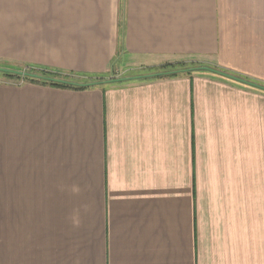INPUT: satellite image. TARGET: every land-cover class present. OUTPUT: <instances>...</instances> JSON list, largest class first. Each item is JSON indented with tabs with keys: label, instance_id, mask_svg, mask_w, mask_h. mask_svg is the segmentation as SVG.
<instances>
[{
	"label": "crops",
	"instance_id": "obj_1",
	"mask_svg": "<svg viewBox=\"0 0 264 264\" xmlns=\"http://www.w3.org/2000/svg\"><path fill=\"white\" fill-rule=\"evenodd\" d=\"M0 68L133 74L1 77L0 264H264V0H0Z\"/></svg>",
	"mask_w": 264,
	"mask_h": 264
},
{
	"label": "trees",
	"instance_id": "obj_2",
	"mask_svg": "<svg viewBox=\"0 0 264 264\" xmlns=\"http://www.w3.org/2000/svg\"><path fill=\"white\" fill-rule=\"evenodd\" d=\"M158 68L159 71L154 73L153 75L154 77H162L165 75L172 76V75H177L181 72L189 73L195 70L213 71L222 75L232 76L233 78L239 80H241L242 77L237 74H232L218 67L215 68L201 64L196 60H188V61L181 60L174 63L168 62L166 64H162ZM175 70H180L181 72L180 71L176 72ZM132 76L133 75L121 76V77H108L105 75H97L91 77L77 78V77H70L68 75H60L57 72L44 68L42 69L35 68V69H26V70H17V71L0 68V77L12 79L15 81H20V80L29 81V82L40 83L53 87L67 88V89H85L103 82H109V83L121 82L125 80H131ZM242 81L264 90L263 84L256 83L247 79H244Z\"/></svg>",
	"mask_w": 264,
	"mask_h": 264
},
{
	"label": "rangeland",
	"instance_id": "obj_3",
	"mask_svg": "<svg viewBox=\"0 0 264 264\" xmlns=\"http://www.w3.org/2000/svg\"><path fill=\"white\" fill-rule=\"evenodd\" d=\"M178 61V60H177ZM177 61H175V62H177ZM181 61V60H180ZM183 61H188L187 60V58L186 59H184ZM166 63H168V62H165L164 64H166ZM170 63H174V62H170ZM159 66H161V65H154V66H148V67H141L140 69H139V71H141V73H143V74H154L155 72H158L159 71ZM166 68H169V67H166ZM165 68V69H166ZM121 71V70H120ZM176 72H179L180 70H175ZM181 72V71H180ZM126 74H128V75H126ZM119 75H124V76H129V75H133V74H131V72H130V74L128 73V72H122L121 74H119ZM118 75V76H119ZM166 76V75H165ZM0 79H2L1 77H0Z\"/></svg>",
	"mask_w": 264,
	"mask_h": 264
},
{
	"label": "water",
	"instance_id": "obj_4",
	"mask_svg": "<svg viewBox=\"0 0 264 264\" xmlns=\"http://www.w3.org/2000/svg\"><path fill=\"white\" fill-rule=\"evenodd\" d=\"M10 70V69H9ZM13 71V70H12ZM15 71V70H14Z\"/></svg>",
	"mask_w": 264,
	"mask_h": 264
}]
</instances>
